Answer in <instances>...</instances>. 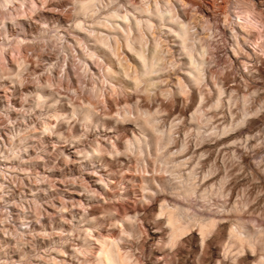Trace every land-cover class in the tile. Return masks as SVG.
<instances>
[{
	"label": "rangeland",
	"instance_id": "374dc122",
	"mask_svg": "<svg viewBox=\"0 0 264 264\" xmlns=\"http://www.w3.org/2000/svg\"><path fill=\"white\" fill-rule=\"evenodd\" d=\"M168 1L0 0V264H264L252 1Z\"/></svg>",
	"mask_w": 264,
	"mask_h": 264
},
{
	"label": "bare ground",
	"instance_id": "6f19581e",
	"mask_svg": "<svg viewBox=\"0 0 264 264\" xmlns=\"http://www.w3.org/2000/svg\"><path fill=\"white\" fill-rule=\"evenodd\" d=\"M187 1V0H186ZM236 1V0H235ZM251 12L249 14H247L244 17H237V19H234V21H231L229 19H227V21L225 20L224 22L225 27H227L230 31H232L233 33H237L236 28L238 27V29L240 30V32L247 36L250 32L254 31V30H258L260 32V40L263 39L264 42V15H259L257 13V8H260L262 10H264V0H251ZM164 3H167L166 5H168L167 10H163L162 7H158V16L163 19L164 18V12L167 11V13L173 18L174 17V13L172 11V8L169 6V1L168 0H163ZM194 2H197V0H194ZM193 2V3H194ZM203 3L198 4V13L204 18L206 19H212L214 17H216L215 15V3L214 0L213 1H208V2H204ZM195 4V3H194ZM217 4V3H216ZM197 5V4H196ZM222 5V4H221ZM222 7V6H221ZM226 7V6H225ZM224 7V8H225ZM227 8V7H226ZM222 9V8H221ZM226 11V10H225ZM220 12V11H219ZM229 12V11H228ZM236 12V11H235ZM226 13V12H224ZM234 13V12H232ZM197 15V14H196ZM226 15V14H225ZM224 15V16H225ZM231 15V14H230ZM229 15V16H230ZM221 16V15H220ZM219 16V17H220ZM235 16V15H234ZM260 20H258V18ZM69 17V16H68ZM120 18V16H118ZM183 17V16H182ZM222 17V16H221ZM220 17V18H221ZM233 18V16H232ZM128 18H124L122 19L123 21H126ZM217 19H219L217 17ZM220 20V19H219ZM240 21V22H236V21ZM223 21V20H222ZM220 21V22H222ZM228 23V25H227ZM141 23L138 21L137 22V27L138 29H141ZM111 28H113L114 30H119L122 32V37L125 39V44L127 49L132 52L135 53L142 61V64L144 66V68L147 67H151L153 68L157 63L154 61L155 58H152V62L151 64H149V57L146 54V48L144 46V42H143V37H142V33L139 32L137 33V36L139 38V41L137 43V45L134 43L135 40V33L133 31V29L131 27H128L127 29L121 27V26H115V25H110ZM184 36L186 38L185 45L188 44L190 38H189V33H188V29H184ZM224 32V31H223ZM240 34V33H239ZM103 35V34H102ZM164 36V35H163ZM172 38V37H171ZM173 40V39H172ZM259 40V41H260ZM104 45L107 47V49L109 51H112L113 54L117 55L120 53V51L123 52L122 50V45L120 42V37L115 36L113 38H108L103 40ZM258 43V41H257ZM238 45V49L241 50V47L239 46V43H237ZM254 46V51L260 52L264 54V45H262L261 43L258 44H253ZM226 47V46H225ZM224 52V51H222ZM124 53V52H123ZM237 55V54H236ZM187 56V55H186ZM201 59V58H200ZM220 59V58H219ZM218 59V60H219ZM222 59V58H221ZM239 61V60H238ZM225 93V92H224ZM69 150V149H68ZM72 152V151H71ZM70 152V153H71ZM69 155V154H68ZM101 178V177H100ZM91 186V185H90ZM94 188V187H93Z\"/></svg>",
	"mask_w": 264,
	"mask_h": 264
},
{
	"label": "clouds",
	"instance_id": "9594fccd",
	"mask_svg": "<svg viewBox=\"0 0 264 264\" xmlns=\"http://www.w3.org/2000/svg\"><path fill=\"white\" fill-rule=\"evenodd\" d=\"M17 2H21L22 3L23 0H17ZM0 7H2L3 10L7 11V8H8L7 2L4 3L3 5H0ZM92 155H95V153H89V154L85 155V159H90Z\"/></svg>",
	"mask_w": 264,
	"mask_h": 264
}]
</instances>
